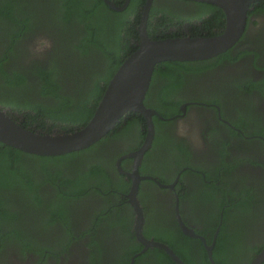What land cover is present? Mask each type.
Instances as JSON below:
<instances>
[{
  "label": "flooded vegetation",
  "instance_id": "af4514ba",
  "mask_svg": "<svg viewBox=\"0 0 264 264\" xmlns=\"http://www.w3.org/2000/svg\"><path fill=\"white\" fill-rule=\"evenodd\" d=\"M110 1L122 6L126 0ZM145 1L137 25L131 27H137L138 38L127 37L137 47ZM5 3L19 21L24 12L16 8L34 5L28 0H0V10ZM61 3L41 0L26 29L0 11V99H28L60 111L65 101L70 103L65 110L71 112L92 108L96 82L107 75L111 49L118 45L115 38L122 36L115 27L104 29L102 40L110 56L94 43L81 51L75 45L86 26L73 14L66 22L58 20L63 23L54 20L59 13L54 4ZM129 3L120 10L107 5L120 13ZM204 4L212 5L151 0L147 36L220 34L224 12ZM246 14L242 34L224 52L170 65L157 63L144 97L145 107L153 111V134L136 166L137 174L145 177L139 179L136 195L143 214L141 234L185 251L196 263L212 264L210 249L216 264V258L249 264L264 247V0L250 3ZM39 37L50 40L52 47L43 58L29 59L27 48ZM2 71L15 80V73H22L25 80L11 86ZM48 74L59 87L58 97L40 93L47 83L42 75ZM0 107L19 124L25 116V111ZM186 117L199 129L203 146L198 150L176 135L175 121ZM49 126L46 122L45 127L35 124L28 129L58 132ZM147 131V119L128 112L91 147L73 151L78 153L59 159L55 166L29 163L30 184L36 188L0 190L5 209V214L0 210V264H169L158 258L162 249L145 247L137 238L136 214L127 196L135 166L130 154L143 145ZM179 222L194 235L184 233Z\"/></svg>",
  "mask_w": 264,
  "mask_h": 264
},
{
  "label": "water",
  "instance_id": "95a60500",
  "mask_svg": "<svg viewBox=\"0 0 264 264\" xmlns=\"http://www.w3.org/2000/svg\"><path fill=\"white\" fill-rule=\"evenodd\" d=\"M111 8L123 9L110 0H104ZM204 2L220 8L225 15L224 30L215 36L168 37L150 39L145 30V20L151 0H146L139 29L138 47L128 55L109 80L89 121L71 131L40 132L23 127L0 107V142L18 150L37 155H60L78 151L91 146L105 136L128 112H139L148 121V131L143 145L130 156L135 159L132 183L127 194L129 203L136 214L134 230L137 238L145 247H157L167 253L175 264L185 262L166 244L147 240L141 234L143 214L137 201L139 179L136 166L140 157L149 147L153 128L150 121L152 110L144 105V97L149 86L154 66L161 61H192L215 56L231 47L242 34L246 23L248 5L255 0H190ZM184 233L194 235L184 226ZM209 259L216 264L208 249ZM264 247L249 264H262Z\"/></svg>",
  "mask_w": 264,
  "mask_h": 264
},
{
  "label": "trees",
  "instance_id": "16d2710c",
  "mask_svg": "<svg viewBox=\"0 0 264 264\" xmlns=\"http://www.w3.org/2000/svg\"><path fill=\"white\" fill-rule=\"evenodd\" d=\"M28 1L33 2L34 5L32 3H22L21 5H19V7L16 8L18 11H20V13L24 12V14L22 15L25 18H23L21 21H19V19L16 16L10 14L9 5L7 3H5L4 6H2L0 11L4 14H7L10 18L14 17L16 19L14 20L15 23L19 25L23 24V27L19 29L22 28L26 29V27H29V24H27L28 20L32 18V16H34L38 11L37 10L38 4H40L41 0H28ZM144 1L145 0H130V3L125 9V11L120 13L111 10L108 7V5L103 2V0H92V3H90L91 5L88 4L85 5L80 0H62V3L60 5L54 4L56 8H59L58 9L59 13H57L56 15L57 17L54 16L55 17L54 20L56 21L61 20L66 22V20H68V18L72 16L71 14H73V16L77 18V21L84 23V25L86 26L84 37L80 39V43L78 45H75V47L79 48L81 51H85L88 48L87 44L94 43L96 44L98 49L101 50V52L102 51L104 52L105 56H110L111 54L108 53L109 50L106 49L108 47L107 45L108 43L105 40H102V33H104V29L110 30V27L111 28L115 27V31L122 36L115 38L116 43L118 45H116V47L111 49L113 53V61L109 62V65L105 71L107 75L100 77L96 82L95 91L93 93V98L95 101L90 110L85 111L83 107L78 109L77 112H71L69 109L65 110V106L70 105V103H67L65 101V103H62L60 105V107L63 106L62 110L60 111L59 109L56 110L55 108L46 107L39 102L32 103L28 99H19V101H16V99H13L10 96H5L0 99L1 106L9 107L13 111L15 110H18V112L25 111V116L23 117L22 120H20V124L26 128H31V126H35V124L38 127H45L46 122H49L50 126L48 127V130L57 127L59 129L58 132H61V131H71L75 128L85 125L91 118L99 100L101 99L105 91V88L108 84L110 77L114 73V71L111 72V70L113 68L115 70L117 66L121 63V59L123 57L126 58L130 53H132L137 48V46L130 45L129 44L130 41L127 42L128 40L127 37L128 34H131L135 36L134 38L136 39L138 38L137 27H135L134 29H131V27L134 24L137 25L140 16V9L143 6ZM204 5L210 7V9H216V6L214 5L213 6L212 5L209 6L206 4ZM13 8L14 6H12V9ZM133 19H134V23L132 24ZM58 22L63 23L60 21ZM223 23H224L223 21L220 22V24L224 26ZM16 35L18 36V34ZM124 44H125V49H119V46ZM176 62L165 61L159 63L161 64L165 63L170 65ZM1 73L6 78L7 84L11 86L15 85L17 82L22 83L25 80V77L22 75V73H17V72L15 73L16 80L13 77L11 78V76L8 75L5 71H2ZM50 75L51 74H48L46 75V77L45 75H42L47 83L45 84L44 87H42L40 93L42 95H45L50 92L51 94L58 97L59 87L57 86L56 82L52 81V77H50ZM76 153L78 152H70L67 155L62 154L55 156H44L37 154L34 155L10 147L0 142V190L17 189L20 191L27 192L28 190L36 188L32 183L30 184V178L32 176L33 167L31 166L32 164L29 163L35 162V164H40L37 161H46L47 164L50 163L52 166H55L53 164H56L59 161V159H62L65 156L74 155ZM3 203L4 202H0L1 214L3 213L5 214ZM167 243L170 246H172L171 242L168 241ZM172 250L185 262V264H209L207 260H205L204 263H196L193 260L188 259L187 253L185 251L183 250L179 251L174 246H172ZM158 252H160V255L158 256L160 260L166 258L169 264H175L172 261V259L169 258L168 255H166V253L160 250H158ZM216 262L217 264H227L225 261H222L218 258H216ZM163 264H167V263L163 262Z\"/></svg>",
  "mask_w": 264,
  "mask_h": 264
},
{
  "label": "clouds",
  "instance_id": "9594fccd",
  "mask_svg": "<svg viewBox=\"0 0 264 264\" xmlns=\"http://www.w3.org/2000/svg\"><path fill=\"white\" fill-rule=\"evenodd\" d=\"M258 26V25H257ZM52 42L46 38L39 37L33 41L27 48V56L32 58H43L51 49ZM176 135L180 138L188 140L193 149L198 150L203 146L198 127L192 122V118L186 117L175 121Z\"/></svg>",
  "mask_w": 264,
  "mask_h": 264
}]
</instances>
